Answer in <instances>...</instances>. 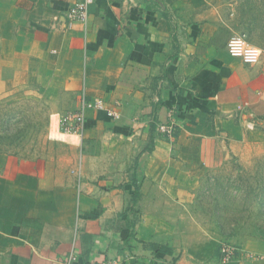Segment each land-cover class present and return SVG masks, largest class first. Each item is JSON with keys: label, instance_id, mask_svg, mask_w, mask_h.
Segmentation results:
<instances>
[{"label": "crops", "instance_id": "crops-1", "mask_svg": "<svg viewBox=\"0 0 264 264\" xmlns=\"http://www.w3.org/2000/svg\"><path fill=\"white\" fill-rule=\"evenodd\" d=\"M76 1L0 0V96L6 71H53L79 95L71 112L87 107L82 134H67L76 169L0 153V264H222L195 191L229 159L264 153V60L227 54L219 8L184 20L185 0H93L81 25L67 17ZM228 244V264H264L248 257L264 241Z\"/></svg>", "mask_w": 264, "mask_h": 264}, {"label": "rangeland", "instance_id": "rangeland-1", "mask_svg": "<svg viewBox=\"0 0 264 264\" xmlns=\"http://www.w3.org/2000/svg\"><path fill=\"white\" fill-rule=\"evenodd\" d=\"M184 7L179 13L184 20L209 8H219L223 18L230 13L226 34L244 37L261 50L259 61L264 60V0H185ZM5 79L9 90L0 96V153L57 170L65 165L76 169L78 140L60 129L61 117L79 102V95L67 88L69 80L53 71L43 77L6 71ZM77 175L72 172V181ZM192 214L225 246L264 241V153L243 162L229 159L200 179Z\"/></svg>", "mask_w": 264, "mask_h": 264}, {"label": "built area", "instance_id": "built-area-1", "mask_svg": "<svg viewBox=\"0 0 264 264\" xmlns=\"http://www.w3.org/2000/svg\"><path fill=\"white\" fill-rule=\"evenodd\" d=\"M93 0H77L68 12V19L71 23H79L86 25L88 21V9ZM227 54L240 60L244 64H256L261 58V50L251 43H249L244 37L239 35H233L229 38L226 44ZM95 109H102L103 105L101 101H96L93 105ZM86 104L84 99L81 100L79 109L74 112H70L64 115L60 120L61 131L65 134L81 135L84 127V112L86 110ZM115 116V115H114ZM159 132L167 136H171L173 133V127L171 125H163L159 127ZM237 249L230 246H222V264H228L236 256ZM249 258L264 259V256L248 255ZM65 264H76V258L70 256ZM89 264V263H88ZM99 264H120L116 260H108Z\"/></svg>", "mask_w": 264, "mask_h": 264}, {"label": "trees", "instance_id": "trees-1", "mask_svg": "<svg viewBox=\"0 0 264 264\" xmlns=\"http://www.w3.org/2000/svg\"><path fill=\"white\" fill-rule=\"evenodd\" d=\"M173 134V133H172ZM218 226V225H217ZM235 249H238L236 246H233Z\"/></svg>", "mask_w": 264, "mask_h": 264}]
</instances>
